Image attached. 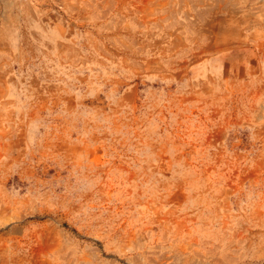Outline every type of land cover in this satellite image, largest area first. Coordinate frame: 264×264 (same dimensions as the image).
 Wrapping results in <instances>:
<instances>
[{
	"label": "rangeland",
	"instance_id": "obj_1",
	"mask_svg": "<svg viewBox=\"0 0 264 264\" xmlns=\"http://www.w3.org/2000/svg\"><path fill=\"white\" fill-rule=\"evenodd\" d=\"M0 264H264V0H0Z\"/></svg>",
	"mask_w": 264,
	"mask_h": 264
}]
</instances>
